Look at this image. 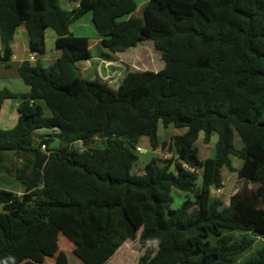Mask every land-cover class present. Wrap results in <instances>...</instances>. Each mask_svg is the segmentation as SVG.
Listing matches in <instances>:
<instances>
[{
	"label": "trees",
	"instance_id": "obj_1",
	"mask_svg": "<svg viewBox=\"0 0 264 264\" xmlns=\"http://www.w3.org/2000/svg\"><path fill=\"white\" fill-rule=\"evenodd\" d=\"M62 1L0 0V60H12L21 25L36 57L18 69L29 94L0 90V114L6 99H23L17 124L0 129V168L7 152L25 157L22 195L0 190V264H44L60 233L85 264L136 239L150 246L138 264H264V244L239 262L255 243L248 233L264 238V0H150L142 16L136 0H67L69 9ZM87 13L110 54L150 40L165 67L127 71L116 88L85 78L78 63L93 57L91 39L71 26ZM48 28L59 55L44 66ZM170 126L184 131L161 143ZM202 135L214 144L205 160ZM143 136L172 158L153 157L135 173ZM225 168L252 185L227 206L211 196ZM177 189L186 198L174 208Z\"/></svg>",
	"mask_w": 264,
	"mask_h": 264
},
{
	"label": "rangeland",
	"instance_id": "obj_2",
	"mask_svg": "<svg viewBox=\"0 0 264 264\" xmlns=\"http://www.w3.org/2000/svg\"><path fill=\"white\" fill-rule=\"evenodd\" d=\"M149 1L150 0H136L138 4L136 15L142 16L143 8ZM62 5L66 9H69L72 6V4H70L67 0H63ZM21 26L23 30L26 29L24 25ZM71 29L73 30L72 32H74L76 35L88 36L92 42L97 41L96 39L98 38V34L92 23L91 13H87L81 19L75 22V24L71 26ZM54 35H55V31L52 28H48L46 30V46L49 47L50 51L51 50L54 51V46H53ZM17 38H20L19 33L17 34ZM12 46L15 49L17 55L23 56L24 53L28 54L27 45L25 47L23 46L18 47L17 43H13ZM0 48H1V42H0ZM91 48L94 59H92L93 58L92 57L91 60L89 61H81L78 63V67L83 73V76L87 79H95L97 77L101 78L106 82H108L110 86L114 88H116L120 84L124 74L127 71H130L131 68H133L131 67L132 65L137 67L138 70L158 71L161 69V68L158 69L159 65L164 64L162 55H160V52L156 49L154 43L150 40H146L140 45L133 47L125 51L124 53H119V57L124 61V63L122 62L103 63L102 60L104 58H108L106 54L111 52L108 51L106 48H104L102 43L91 46ZM111 55H110L111 59L115 61L119 60ZM43 64H47V63L44 62ZM39 103L43 105L45 115L49 116L51 112L45 101L39 100ZM11 128L12 126H10L6 122V120H2L0 122V129H11ZM48 130L50 129H42L39 130V132L48 133ZM173 130L174 132L176 130L174 126L170 127L169 129L161 127L159 130V135L160 136L162 135L160 142L169 143L171 137L174 136L171 135ZM176 131L180 132L179 129ZM146 139L147 137L142 138L140 144L138 145V147L141 148L143 147L144 150L142 152V151H138L137 149L139 160L134 168L135 173H141L143 171L142 168H144L143 165H146V163L152 156L153 157L157 156L162 159L172 158V154L167 151V147L166 148L161 147L160 149L155 150L153 154H151L150 143ZM37 143L38 140H36V144ZM94 145H102L101 140L100 139L95 140ZM234 145L236 148H241L243 145L241 139L237 134H235ZM197 146L199 147L200 157L202 160H205L206 158L212 157L214 155L213 142H211L210 144H205L203 141V135L198 141ZM58 147H59V140H56V142H54L52 146H48V149L56 150V148ZM77 147L80 148L81 145L77 144ZM7 155L8 156L5 158L6 159L5 164H2L3 167L0 168V190L1 189L12 190L18 195H22V193L25 191V185L23 184V181H20L18 179V176L16 174L18 170L17 168L20 167V163L25 165V157L22 156L21 154L17 155L11 152H7ZM232 159L234 166L237 169H240L242 167L243 161L235 156H233ZM198 174H199V184H201L202 182L201 169L198 170ZM223 178H224V186L220 189L212 187L211 196L212 198L222 199L226 206L230 204L231 196L237 193L238 191H241L245 185L252 187L250 183L239 178L237 172H231L226 168L223 170ZM173 196H174L173 207L177 208L182 204L183 200L186 198V193L177 189L173 191ZM234 235L236 236V238H241L243 235H245V233L234 232ZM247 235L250 238H254L255 243L253 244L252 248L249 251H247L246 253L240 256L239 262H242L247 258H249L250 256L255 255L257 253V250L264 244L263 237L260 236L258 237L251 233H248ZM57 244L59 246L58 252L56 253L55 256L47 258L44 264H85L76 255L75 251L77 247L75 246V244H73L69 239L64 237L61 233L58 236ZM147 247L142 246L139 239L127 240L124 243H122V245L115 252V254L111 256L110 259L105 261L103 264H138L139 258L146 252ZM26 264H38V263L28 261Z\"/></svg>",
	"mask_w": 264,
	"mask_h": 264
},
{
	"label": "crops",
	"instance_id": "obj_3",
	"mask_svg": "<svg viewBox=\"0 0 264 264\" xmlns=\"http://www.w3.org/2000/svg\"><path fill=\"white\" fill-rule=\"evenodd\" d=\"M21 27L22 26L17 28L15 36H14V40L12 41L11 45H13V43H17L18 47H20V46L25 47L27 45L28 54L24 53L23 56H19V55L16 54V51H15V49L12 46V49H13L12 60L9 63H4V62H2L0 60V90H2L4 88H8V89H10V90H12L14 92H17V93L29 94L30 93V87L23 82L22 78L20 77L18 69L21 66V64L24 61H26V60H29L31 63L35 64L36 57L30 51L29 36H28L27 30L26 29L23 30ZM71 31H73V30L71 29ZM18 33L20 34V38H17V34ZM53 38H54V45H53L54 46V51L53 50L50 51L49 47H47V54L41 59V63L42 64L44 62L47 63V64H43L44 66L51 65L53 62L56 61V59H57V57L59 55V51H58V49L55 46V41H56V38H57L56 33L53 36ZM96 40H97L96 42H92L91 41V46H94L96 44L101 43V39L97 38ZM121 53H124V52H121ZM110 55H111L110 53L106 54V56H108V58H104L102 60L103 63L104 62H106V63H113V62H118V63L122 62V63H124V61L122 59H120L119 53H113V55H111V56H114L116 59H119L118 61H115V60L111 59ZM160 55H162L161 52H160ZM92 59H94V57ZM87 61H89V60H87ZM131 67H133V68H131V70H136V69L138 70V68L135 67L134 65H132ZM164 67H165V62H164V64L159 65L158 69L161 68L160 70H162ZM160 70H158V71H160ZM22 101H23V99H6L4 101V103L2 104V109H1V114H0V122L2 120H6V122L10 126H12V127L15 126L17 124V122H18V107H19V105L21 104ZM170 127H172V126H170ZM170 127H168L167 129H169ZM175 129L178 130L177 128H175ZM176 130H175V132L173 130L171 135H178L180 133H183V131H184L182 129H179L180 132H177ZM145 137H147L146 140H148L149 143H150V138L148 136H143L142 138H145ZM161 138H162V135L160 136V141H161ZM141 139H140V142H141ZM140 142H139V144H140ZM143 150H144V148L142 149V152H143ZM150 151H151V154H153L154 151H155V150L152 149L151 143H150ZM155 157H157V156H155ZM152 158H153V156L150 157L148 162ZM143 166H145V165H143Z\"/></svg>",
	"mask_w": 264,
	"mask_h": 264
},
{
	"label": "built area",
	"instance_id": "obj_4",
	"mask_svg": "<svg viewBox=\"0 0 264 264\" xmlns=\"http://www.w3.org/2000/svg\"><path fill=\"white\" fill-rule=\"evenodd\" d=\"M42 147H43V149H45L46 145H43ZM137 149H138V151H142L141 147H138Z\"/></svg>",
	"mask_w": 264,
	"mask_h": 264
}]
</instances>
